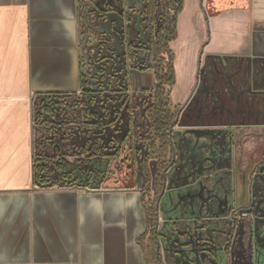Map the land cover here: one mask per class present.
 <instances>
[{
	"label": "flooded vegetation",
	"instance_id": "1",
	"mask_svg": "<svg viewBox=\"0 0 264 264\" xmlns=\"http://www.w3.org/2000/svg\"><path fill=\"white\" fill-rule=\"evenodd\" d=\"M80 5L84 11L80 26V91L71 95L40 96L35 123L41 145L64 155L69 145L75 143L76 129L81 132L79 142L76 141L81 153L76 160L101 168V178L106 180L112 177L108 173L109 165L112 167L116 162L121 174L113 181L114 187L135 189L146 199L148 242L158 264L264 262V150L250 174L252 183L247 205L225 208L219 203L220 214L210 209V215L202 211L191 223L183 219L177 224L161 206L162 200L176 190L179 175L172 172L177 165L183 173L179 178L180 189L200 186L197 192L190 191L179 197L188 203L195 196L202 197V193L212 203L208 192L213 187L221 189L229 185L232 176L238 175L235 164L238 162L242 171L248 166L250 155L264 143L263 122L204 123L201 116L194 117L193 111L188 113V110L207 85L202 73L207 81L220 68H225L223 72L234 79L241 69L248 74L245 105L257 104L255 111L263 118L264 61L205 60L204 66L198 69L192 92L177 107L172 105L175 125L166 131L169 147L160 169L158 160L152 156L151 142L156 133L150 115L155 103L154 75L159 60L152 42L156 41L165 17L164 1L81 0ZM97 24L100 32L94 29ZM240 61L242 64L236 63ZM203 83L205 86H201ZM79 133L75 132V136ZM201 137L209 138L207 144L199 142ZM249 137L259 138L257 147L253 145L251 150L242 147ZM61 158L64 159L40 156L37 163L49 167L56 161H59L56 164L62 163ZM214 206L218 207V203L213 202ZM167 224L171 226L161 236ZM169 235H174L176 240H169Z\"/></svg>",
	"mask_w": 264,
	"mask_h": 264
},
{
	"label": "crops",
	"instance_id": "2",
	"mask_svg": "<svg viewBox=\"0 0 264 264\" xmlns=\"http://www.w3.org/2000/svg\"><path fill=\"white\" fill-rule=\"evenodd\" d=\"M80 2L0 0V264H158L146 199L76 160L81 132L64 155L39 142L40 96L80 91ZM170 47L175 85L189 79L183 99L207 58L264 61V0H183ZM48 155L64 159L40 166Z\"/></svg>",
	"mask_w": 264,
	"mask_h": 264
},
{
	"label": "rangeland",
	"instance_id": "3",
	"mask_svg": "<svg viewBox=\"0 0 264 264\" xmlns=\"http://www.w3.org/2000/svg\"><path fill=\"white\" fill-rule=\"evenodd\" d=\"M190 12L191 9L188 8V10L184 15V18L182 17L180 21L181 25L179 27V30L181 33L182 40L189 33L188 20H185V18L190 14ZM84 29H82V33ZM94 29L96 32L101 31L100 25L98 27L95 26ZM182 40L180 42L181 43L180 45H182V43H185V41L182 42ZM180 45H176V46L178 47ZM181 49H178L176 51L177 55L179 54L178 55L179 58L182 54L180 52ZM222 61H225V59H223ZM236 63L240 65L242 64V61ZM220 69H221L219 70L220 72L216 71V74H214L212 78L207 79V81L204 79V73H202L203 80L206 82L207 85L205 86L204 83L201 84V86L203 85L205 86V88L203 87L202 89L199 88L201 90L199 91L196 100L191 104L188 113L189 111H193L194 117L201 116L202 118L201 122L204 123L206 122L209 123L212 122L217 124L218 123L232 124V122H235L236 124H241L246 122L247 124H255L258 122L264 123V117L259 118L258 116L259 113H256L255 111L257 110L258 107L257 104L245 105L247 103V95L244 96V94H246L247 92V88H245V83L248 79L247 72L245 70L242 71L241 69H238L237 76H235L234 79H231V76H229L227 72H223L225 68H220ZM188 80H189L188 78L187 79L185 78V80L180 79L177 85H175L173 89L172 88L170 89V93L172 92V105H174L175 107H177L181 103L185 94L187 93L188 87L190 86ZM233 82L235 85L233 84ZM214 85L215 87H213ZM194 86H192V89L194 88ZM192 89L190 87L191 90L190 92H192ZM213 104L214 106H212ZM247 139L249 140L246 142ZM247 139H245V141L243 142L242 147L249 150H251L250 147L253 145L254 148L257 147L256 145L259 143V138L249 137ZM175 140H177V138ZM208 141H209L208 137H201V139L199 140L201 144H205V143L207 144ZM263 150H264V143L260 146L258 150H256V152H253L250 155L248 166L243 171L239 167L238 162L235 164L236 169L238 171V175L234 174L232 176V180L228 186L226 187L224 186L221 189L217 187L215 188L213 187L212 191L208 192L207 196L208 195L211 196V198L213 199L212 203H210L208 199L207 200L204 199L205 196L203 197V193H202V197L195 196L194 198H192L193 200L191 201V203L183 202L182 200H179V197L190 193V191L197 192L200 186H196L194 188H187L185 190L183 188L180 189L182 182L179 181L180 180L179 178H181V175H183V173L178 171L177 167L179 165L175 166L172 174L179 175L178 181L176 182L174 187L176 188V190H174V192L169 193V196L165 197L162 200V204H163L161 205L162 209L166 210V213L168 212L167 213V216H169L168 218L172 219L174 224L175 223L177 224L180 223V221L183 219L190 221L191 223V221L196 220L198 216H200L202 211H205V214L210 215L211 213L208 212V210L210 209H214L217 213L220 214V212H218L221 208L219 207L221 206L219 203H221L225 208H230V207L239 208L242 205H247L250 197V187H251L250 185L252 183L250 180V174L255 165L254 163L258 159L260 152ZM115 163L112 165L111 168L112 181L119 179V175L121 174V170L119 169V166ZM169 178H171V176H169ZM253 182L255 183V181ZM112 184L115 185L114 182H112ZM206 187L207 185L205 186L204 189H206ZM213 202H215L216 204L218 203V207L214 206L212 208ZM175 204H178V206L174 207ZM171 207H173V210ZM170 226L171 224L170 225L167 224L164 230L161 231L160 235L162 236L163 232H165V229H169ZM169 240L175 241L176 237L174 235H169ZM183 253L184 252H182V254ZM259 264H264V262L260 261Z\"/></svg>",
	"mask_w": 264,
	"mask_h": 264
},
{
	"label": "trees",
	"instance_id": "4",
	"mask_svg": "<svg viewBox=\"0 0 264 264\" xmlns=\"http://www.w3.org/2000/svg\"><path fill=\"white\" fill-rule=\"evenodd\" d=\"M165 17L159 29L156 41L152 42L153 50L158 57V69L154 77L157 82L155 103L151 108L150 120L155 130V137L151 142L152 156L158 160L160 169L165 164V156L169 147L166 131L175 125V115L172 111L170 88L175 85L174 53L170 44L177 39L178 15L183 8V0H163ZM219 11H216V13ZM214 14V13H213ZM155 142H158L157 146ZM40 170H35L37 178ZM36 178V179H37ZM37 182V180H35ZM39 188H46L38 186Z\"/></svg>",
	"mask_w": 264,
	"mask_h": 264
}]
</instances>
